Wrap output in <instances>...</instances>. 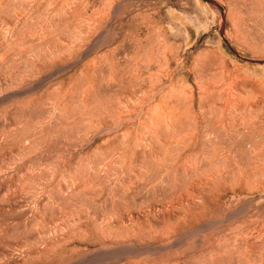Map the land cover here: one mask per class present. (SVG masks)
Segmentation results:
<instances>
[{
    "label": "rangeland",
    "instance_id": "374dc122",
    "mask_svg": "<svg viewBox=\"0 0 264 264\" xmlns=\"http://www.w3.org/2000/svg\"><path fill=\"white\" fill-rule=\"evenodd\" d=\"M0 264H264V0H0Z\"/></svg>",
    "mask_w": 264,
    "mask_h": 264
},
{
    "label": "bare ground",
    "instance_id": "6f19581e",
    "mask_svg": "<svg viewBox=\"0 0 264 264\" xmlns=\"http://www.w3.org/2000/svg\"><path fill=\"white\" fill-rule=\"evenodd\" d=\"M256 4H257V3H256ZM228 99H229V98H228ZM257 102H258V101H257ZM242 104H243V103H242ZM256 104H257V103H256ZM234 105H236V104H234ZM254 106H255V105H254ZM254 106H252V107H254ZM258 107H259V106H258ZM261 108H262V107H261ZM235 109H236V108H235ZM237 109H238V107H237ZM241 112H242V110H241ZM241 112H240V113H241ZM223 115H224V114H223ZM227 115H228V114H227ZM226 119H227V118H226ZM254 119H255V118H254ZM254 119H253V120H254ZM223 120H224V119H223ZM235 120H236V119H235ZM224 122H225V120H224ZM244 122H245V121H244ZM236 123H237V122H236ZM241 123H242V122H241ZM251 123H252V122H251ZM221 124H222V123H221ZM238 124H239V123H238ZM217 130H218V129H217ZM211 132H212V131H211ZM230 132H231V131H230Z\"/></svg>",
    "mask_w": 264,
    "mask_h": 264
}]
</instances>
